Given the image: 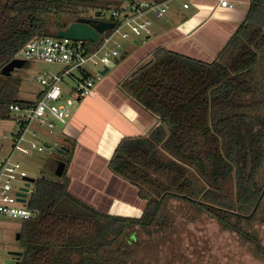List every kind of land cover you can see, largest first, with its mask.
Returning a JSON list of instances; mask_svg holds the SVG:
<instances>
[{
	"label": "trees",
	"instance_id": "trees-1",
	"mask_svg": "<svg viewBox=\"0 0 264 264\" xmlns=\"http://www.w3.org/2000/svg\"><path fill=\"white\" fill-rule=\"evenodd\" d=\"M125 1L0 0V122L11 120V105L36 102L21 100V79L2 73L23 46L36 37L57 38L77 19L93 20ZM85 44L89 51L100 46ZM120 88L160 119L148 136L123 139L109 161L146 202L143 215H109L73 196L72 146L67 156L55 154V165L66 164L61 178L33 184L29 207L36 215L20 227L18 264H139L138 232L171 228L170 199L217 220L264 259L253 231L264 202V0H252L213 62L158 48Z\"/></svg>",
	"mask_w": 264,
	"mask_h": 264
},
{
	"label": "crops",
	"instance_id": "crops-1",
	"mask_svg": "<svg viewBox=\"0 0 264 264\" xmlns=\"http://www.w3.org/2000/svg\"><path fill=\"white\" fill-rule=\"evenodd\" d=\"M227 1L234 7H221L216 1L194 0L185 9L182 2L174 6L173 1L163 19L149 15L152 36L134 37L120 52V63L96 83L94 95L78 100L65 124L56 123L62 139L54 141L52 147H65L68 152L62 156H67L74 146L67 169L68 190L73 196L109 215L127 218L143 215L146 202L139 198L135 186L110 170L109 161L123 139L148 136L160 119L126 95L120 84L150 63L158 48L197 61L213 62L245 20L252 2ZM77 75L78 72H74V76ZM71 88L64 83L65 96L73 95ZM50 166L54 174L56 165L52 162Z\"/></svg>",
	"mask_w": 264,
	"mask_h": 264
},
{
	"label": "built area",
	"instance_id": "built-area-1",
	"mask_svg": "<svg viewBox=\"0 0 264 264\" xmlns=\"http://www.w3.org/2000/svg\"><path fill=\"white\" fill-rule=\"evenodd\" d=\"M173 1L176 0L160 2L129 0L119 8L100 11L101 16L96 15L94 19L111 23L113 27L100 35L97 42L100 46L95 51H89L85 41L36 37L17 52L14 58L16 60L60 63L66 66V70L61 74L38 78V82L44 86V91L34 105L10 106L11 120L16 125L10 131V136H7L8 133L4 134L0 140V219L23 222L36 215L29 207L34 192L33 184L27 187L28 175L21 164L13 159L14 154L16 152L28 154L32 150L47 152L45 149H49V146L36 142L43 128L52 133L57 122L63 124L67 122L78 100L94 95L96 83L103 78L102 71L120 57L122 43L118 38L127 40L131 37L152 36V21L148 16L152 14L157 19H163L170 11ZM180 1L183 7L188 9L194 0ZM207 1H216L219 6L225 8L234 7L227 0ZM111 44L114 48L102 55L103 50ZM91 68L95 73L87 78L83 77L81 73L89 72ZM74 72H78L77 77L74 76ZM65 76H70L76 83L72 89L73 95L67 99L63 89ZM8 140L11 141V147L6 155H2ZM57 148L54 145L55 151ZM17 181L21 183L14 190Z\"/></svg>",
	"mask_w": 264,
	"mask_h": 264
},
{
	"label": "rangeland",
	"instance_id": "rangeland-1",
	"mask_svg": "<svg viewBox=\"0 0 264 264\" xmlns=\"http://www.w3.org/2000/svg\"><path fill=\"white\" fill-rule=\"evenodd\" d=\"M181 4L180 0H176L174 6ZM132 39V37L127 40L118 38L122 43L120 52L128 47ZM113 48L112 44L109 45L103 50L102 55L109 53ZM29 63L28 68L15 69L12 75L21 79L19 98L34 102L38 94L44 90L38 78L64 73L66 66L46 61ZM89 72L94 74L95 70L91 68ZM64 83L70 88H75L76 85L70 76H65ZM69 97V95L65 96L66 99ZM15 125L12 120L1 121L0 140L3 139L4 134L8 133L7 136H10V131ZM44 129L36 142L39 145H50L51 148L45 149L47 152L32 150L28 154L16 152L13 156V159L21 164L28 178L35 180L43 177L57 179L50 170V164L54 162L56 156L52 145L54 141L62 139V134L59 131V124L56 130L52 131L51 136L48 134L50 132ZM10 147L11 141L8 140L2 155H6ZM19 183L21 182L17 181L14 184V190L20 185ZM165 213L171 221L170 229L152 230L155 232L153 235L144 231L138 232L141 249L137 251L135 258H138L139 264H264V259L255 256L250 243L225 229L207 214L192 210L185 203L175 199L167 202ZM257 219L253 231L257 233L264 246V202ZM21 225L22 222L19 220L0 219V264H18L17 257L11 253L20 251L17 235Z\"/></svg>",
	"mask_w": 264,
	"mask_h": 264
},
{
	"label": "water",
	"instance_id": "water-1",
	"mask_svg": "<svg viewBox=\"0 0 264 264\" xmlns=\"http://www.w3.org/2000/svg\"><path fill=\"white\" fill-rule=\"evenodd\" d=\"M100 16L101 13L99 12L97 14V17ZM112 27L113 25L108 22L79 18L75 23L71 24L68 29L59 31L57 33V38H67L75 41L85 42L92 41L94 43H97L99 41L100 35L105 31L112 29ZM120 61V59L115 60L110 65V67H107L104 71H102V75L104 76L105 74H107L110 69L114 68L117 64L120 63ZM29 66L30 63L27 61L13 59L8 65L3 68L2 73L6 76H11L15 69H25ZM66 152H68V149H66L65 147H60L57 149V153L60 155H64ZM65 167V162L58 160L56 163L54 175L57 178H61L65 171ZM35 181L36 180L33 178H27V187L30 186V184H34ZM19 237L20 236L18 234L17 239H19ZM11 254L18 259L22 255V251Z\"/></svg>",
	"mask_w": 264,
	"mask_h": 264
}]
</instances>
